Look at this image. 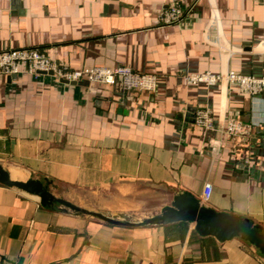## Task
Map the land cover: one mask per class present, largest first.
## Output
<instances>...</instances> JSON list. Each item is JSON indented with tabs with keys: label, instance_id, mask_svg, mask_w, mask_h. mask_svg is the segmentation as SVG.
Segmentation results:
<instances>
[{
	"label": "crops",
	"instance_id": "1",
	"mask_svg": "<svg viewBox=\"0 0 264 264\" xmlns=\"http://www.w3.org/2000/svg\"><path fill=\"white\" fill-rule=\"evenodd\" d=\"M173 2L187 13L163 25ZM30 45L73 68L128 65L159 79L145 91L0 74V163L12 175L46 177L58 196L109 214L153 215L190 191L264 225V93L185 77L264 75V0H0V49ZM201 107L213 128L197 125ZM229 117L250 133L226 137ZM159 192L162 202L141 199ZM0 264H264V255L190 222L112 225L0 184Z\"/></svg>",
	"mask_w": 264,
	"mask_h": 264
},
{
	"label": "built area",
	"instance_id": "2",
	"mask_svg": "<svg viewBox=\"0 0 264 264\" xmlns=\"http://www.w3.org/2000/svg\"><path fill=\"white\" fill-rule=\"evenodd\" d=\"M186 13L185 9L173 2L162 10L160 23H179ZM22 72L34 76L41 73L51 74L68 82L88 80L90 83L100 84L120 83L125 90L155 91L159 79L156 73L137 71L128 65L73 68L49 54L46 48L37 45L0 49V74L18 75ZM185 77L191 84H227L251 96L264 93V75L247 74L235 69L192 72L187 73ZM196 123L206 129L213 128V110L210 107L199 108L196 112ZM223 131L226 137H238L248 135L250 128L239 119L229 117Z\"/></svg>",
	"mask_w": 264,
	"mask_h": 264
},
{
	"label": "water",
	"instance_id": "3",
	"mask_svg": "<svg viewBox=\"0 0 264 264\" xmlns=\"http://www.w3.org/2000/svg\"><path fill=\"white\" fill-rule=\"evenodd\" d=\"M62 81L67 83H83L85 85L90 84L88 80L80 82ZM0 184L16 187L39 197L43 207L58 212L87 215L112 225L140 227L190 222L200 236H211L220 242L238 238L248 242L264 255V225L262 223L255 222L248 216L238 215L209 206L190 191L177 193L169 204L161 208L159 213L132 219L85 207L62 196H58L51 189L52 181L46 177L31 176L27 180L14 178L9 169L2 163H0Z\"/></svg>",
	"mask_w": 264,
	"mask_h": 264
},
{
	"label": "rangeland",
	"instance_id": "4",
	"mask_svg": "<svg viewBox=\"0 0 264 264\" xmlns=\"http://www.w3.org/2000/svg\"><path fill=\"white\" fill-rule=\"evenodd\" d=\"M93 196H94V194H92ZM155 195H159V202H162L161 201V199H162V192L160 193H151V194H149V196H148V194L146 193L145 195H143V197H141V199L142 200H146V199H144L145 198V196H147V198L148 199H151V202H154V201H156V199H157V197L155 196ZM101 196V195H100ZM103 196V195H102ZM102 196H101V198H102ZM161 196V197H160ZM91 199H92V201H93V203H95V199H93V197H90ZM141 199H139V200H141ZM141 200V201H142ZM89 208H92V209H97V210H99L98 208H95V207H89ZM120 216H125V217H129V218H132V219H137V218H139L140 216H142L141 214H139V215H120Z\"/></svg>",
	"mask_w": 264,
	"mask_h": 264
},
{
	"label": "bare ground",
	"instance_id": "5",
	"mask_svg": "<svg viewBox=\"0 0 264 264\" xmlns=\"http://www.w3.org/2000/svg\"><path fill=\"white\" fill-rule=\"evenodd\" d=\"M14 169H15V170H14V173H13L14 178L19 179V178H20V175L22 176V174H21L19 171H17L16 168H14ZM12 170H13V169H12Z\"/></svg>",
	"mask_w": 264,
	"mask_h": 264
}]
</instances>
